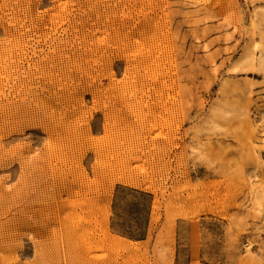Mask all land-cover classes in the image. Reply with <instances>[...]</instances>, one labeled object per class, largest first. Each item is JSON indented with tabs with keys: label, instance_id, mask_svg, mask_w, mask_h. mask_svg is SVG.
Returning a JSON list of instances; mask_svg holds the SVG:
<instances>
[{
	"label": "rangeland",
	"instance_id": "1",
	"mask_svg": "<svg viewBox=\"0 0 264 264\" xmlns=\"http://www.w3.org/2000/svg\"><path fill=\"white\" fill-rule=\"evenodd\" d=\"M0 264H264V0H0Z\"/></svg>",
	"mask_w": 264,
	"mask_h": 264
}]
</instances>
